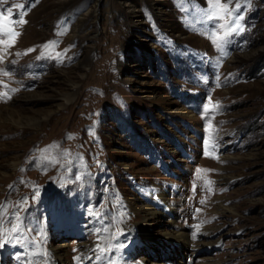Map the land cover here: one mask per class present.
I'll return each mask as SVG.
<instances>
[{"label": "rangeland", "instance_id": "obj_1", "mask_svg": "<svg viewBox=\"0 0 264 264\" xmlns=\"http://www.w3.org/2000/svg\"><path fill=\"white\" fill-rule=\"evenodd\" d=\"M217 2L0 0V264H264V0Z\"/></svg>", "mask_w": 264, "mask_h": 264}, {"label": "bare ground", "instance_id": "obj_2", "mask_svg": "<svg viewBox=\"0 0 264 264\" xmlns=\"http://www.w3.org/2000/svg\"><path fill=\"white\" fill-rule=\"evenodd\" d=\"M152 190H150L151 192ZM156 193V194H155ZM155 195H153V192L151 193L154 198L157 197V203L160 204V205H163L165 206L166 208L172 210V205L170 204V201L168 200V195L166 194V191H158V190H155ZM150 194V195H151ZM156 202V201H155ZM156 214H157V210L155 211H151L150 208H145V216H148V215H151L153 217H156ZM95 222V219L94 218H90L88 220V226L89 227H92L93 224ZM200 230V228H199ZM202 231V230H201ZM205 233V232H203ZM202 234V233H201ZM206 234V233H205ZM144 231H140V229L136 230L135 232V237L132 241H135V243H131L129 244L128 248H127V252L128 254H133L134 253V248H135V244L138 243V239L140 241H147L149 239V236L146 235ZM186 235L184 232H174V233H171V234H168L166 235L165 237H163V243H165V245L168 247L170 245V247H180V245L182 243H185L186 242ZM83 255H84V261H86L87 259H93V264H97L98 262V259H99V256H100V251L97 247V244L93 243V244H88L86 246H84L83 248ZM57 259H58V263L59 264H64V260L65 259H62V257L60 256H57Z\"/></svg>", "mask_w": 264, "mask_h": 264}, {"label": "snow or ice", "instance_id": "obj_3", "mask_svg": "<svg viewBox=\"0 0 264 264\" xmlns=\"http://www.w3.org/2000/svg\"><path fill=\"white\" fill-rule=\"evenodd\" d=\"M217 7L221 10V11H228V9H227V5L226 4H221V3H219V0H218V2H217ZM0 19H2V21L4 22L3 23V29H4V31L5 32H7V33H10L11 34V36H12V42H14L15 41V37H16V35H18V33H16V32H14V30L11 28V27H9V24H10V17L9 16H7V15H5V16H3L2 18H0ZM25 21H23V20H19V21H17V23H24ZM5 43L7 44L8 43V41H5ZM13 230H15V229H13Z\"/></svg>", "mask_w": 264, "mask_h": 264}]
</instances>
